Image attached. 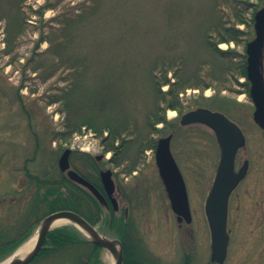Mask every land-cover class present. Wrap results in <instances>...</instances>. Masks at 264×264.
<instances>
[{
  "label": "rangeland",
  "instance_id": "1",
  "mask_svg": "<svg viewBox=\"0 0 264 264\" xmlns=\"http://www.w3.org/2000/svg\"><path fill=\"white\" fill-rule=\"evenodd\" d=\"M248 1L251 8L245 16L250 19L263 0ZM93 2L98 4L94 8ZM9 3L14 5L8 8ZM0 4L7 10L0 12L3 14L0 19L1 198L6 194L10 198L14 188L21 190L28 185L23 169L37 170L41 163V146L56 154L59 146L72 145L75 149L71 160L81 173L92 176L87 167H92L90 163H93L96 168L110 169L115 174V183L122 192L115 194L118 212L123 214L125 208H129L128 220L134 223L138 233L139 255L135 254L140 260L138 264H178L187 257L194 264L211 263L204 204L219 160L212 132L200 125L181 126L177 111L165 112L166 122L175 129L170 126L169 131L173 132L167 133L174 134L171 150L186 182L192 213L190 224L180 225L171 211L153 151L140 154L137 147L128 146L136 135L145 136L146 115L158 108L151 67L159 58L181 57L184 61L182 78L196 69L195 82L206 85L205 88L188 86L198 89L199 93L180 98L182 114L196 107L214 110L223 105L221 109L227 112L226 116L243 128L247 138L245 148L239 153L241 159L246 157L251 165L248 177L230 200L231 245L225 264H264V138L252 120L251 102L238 83L245 80L231 82V75L226 73L227 64H236L245 54L246 43L253 35L240 36L238 45L222 42L226 44L223 49L219 47L222 43H218L219 50L231 49L238 55L230 63L211 54L205 41L206 34H211L210 40L215 43L223 37L229 39L219 36L215 29L235 26L231 3L218 0H0ZM41 6L47 7L42 15ZM11 16L18 18L11 23ZM235 28L248 31L245 25ZM209 30L214 32L207 33ZM171 75L169 73L168 78ZM79 77L81 83L73 86V80ZM101 79L106 92L108 87L117 86L121 93H127L126 98L120 99L121 115L131 118V123L121 137L125 145L116 155L122 163L120 167L108 163L112 153L104 154L99 136L94 137L87 130H79L77 136L66 141L54 139V132L63 131L67 123L74 121L82 112V106L77 102L76 93L70 104L67 100L49 102L85 86L89 93L95 89L100 96L96 80ZM166 90V86L162 88V92ZM105 94L108 100L109 93ZM230 105H234L235 111ZM159 137L162 136L157 133L148 136L153 140ZM81 153L104 158L98 162L92 159L87 164L81 159ZM241 164L242 161L237 168ZM132 166L136 167L137 174H125ZM28 193L18 197L9 214L2 211L0 218L3 216L15 225L28 203ZM65 225L66 222L55 229ZM74 257V254L69 258L51 255L31 264H74ZM100 257L103 264L115 261L110 253L101 252Z\"/></svg>",
  "mask_w": 264,
  "mask_h": 264
},
{
  "label": "trees",
  "instance_id": "2",
  "mask_svg": "<svg viewBox=\"0 0 264 264\" xmlns=\"http://www.w3.org/2000/svg\"><path fill=\"white\" fill-rule=\"evenodd\" d=\"M221 1L226 4L231 3L230 5L233 7L231 10L233 14L231 16L234 21L233 25L235 26L229 28L226 26H222V28L217 26L215 29L217 34L219 33V36H228L227 38L229 39L223 37L219 42L215 43L210 40L211 34H206L205 41L207 43V50H209L211 54L218 59L230 63L236 59L238 55L231 49L221 51L217 48V45L222 42H234L238 45L240 43V36L252 35L250 29L253 19H249V16H245L246 13H249L251 3L248 0H232L230 3H228L227 0H218L219 3ZM12 3H9L7 7H12L14 5ZM93 3L94 4H91L92 8L98 5L96 2ZM46 8V6H41V15ZM6 11L7 10H5L0 4V12ZM2 16L3 14L0 13V19ZM14 18L18 17L11 16V23H13ZM239 25H245L248 31L245 32L236 29L235 27ZM212 32H214V30H209L207 33ZM183 66V58L177 57L168 60L165 58H159L151 67L150 73L158 108L146 115L147 132L144 134L145 136L141 137L139 135L137 137L136 135L135 141L128 143V146L132 145L134 148L137 147L138 153L144 154L147 150L155 149L156 140H153L152 138L149 139L148 136L156 133L165 134L166 130L171 129L170 126H172V124L169 125L165 120V112L166 110L171 109L177 111L179 114L182 113L180 93H183L188 89V86L199 88L206 87L203 83L195 82L197 79L196 69L190 76L183 79ZM225 67L221 68L224 70L227 68L226 73L231 75V78L229 79L231 82H238L240 78H246L244 55L241 56V59H239L236 64L230 63L227 64L226 68ZM169 73H172L171 78H168ZM73 81V86L81 83L80 77L75 78ZM96 81L97 88L99 87L101 90L100 96L95 93V89L93 92L89 93L85 86L84 88L75 89L72 92H66V95H60V98H54L49 102L51 104L67 100V103L70 104L71 100L75 98L74 96L78 94V98L76 99L82 106L81 113H83H78L74 121L65 125L63 131L54 132V139L59 138L62 141H66L74 131L83 126L92 129L100 136L104 132H107V137L102 139V142L105 145L104 153L109 151L112 152L110 162L115 163L116 166H120L121 162L116 158V155L125 145L124 140L121 137L131 123V118H126L121 115L122 108L120 106V99L122 97L126 98L127 93H121L120 90L117 89V86L108 87V91L106 92V90L102 88V79ZM191 81L194 82V84L190 83ZM241 85H248L247 80ZM165 86L167 87V90L162 92V88ZM74 93L76 94L73 95ZM105 93H109L108 100L106 99ZM161 103L163 106L160 105ZM221 108H223V105L219 108L216 107L215 109L222 110ZM159 124H163L165 127L161 129L156 128ZM172 129H174L173 126ZM63 150L64 149L59 146L56 154H52L41 146V163L38 165L37 170H29L28 168L23 169L28 181V185L26 186V189L29 191L28 203L24 207L21 218H18L15 225H11L7 218H4L3 216L0 218V263L14 254L21 247V245L36 230L40 221L45 216L55 211L69 210L76 212L94 226L100 225L99 230L103 234L118 238L122 241L125 254L124 264H138L140 260L137 259L138 257H136L135 254L137 253V255H139V248L137 245V233L134 226L128 221H124V218L119 216V213L114 212L111 207L106 210L100 206L90 193L69 181L66 175L59 171L57 160ZM79 158L80 157L77 159ZM81 159L88 164L93 158L87 155H81ZM34 160L35 159L33 158L32 161ZM91 164L92 169H90V171L92 176H84L93 185L102 190L98 170L93 163H90V165ZM135 170V167H131L127 173L131 174ZM11 207L12 203L9 202V204L4 205L1 212L3 211V213L6 212L5 214H9ZM101 252L102 250L98 246L88 241L74 226L65 225L48 233L44 246L38 257L46 258L51 255H61V257L69 258L70 255L73 256L74 254L76 256L74 257V259H76L74 264H103L100 257ZM84 256L86 259H83ZM189 259L190 258L187 257L184 263L194 264Z\"/></svg>",
  "mask_w": 264,
  "mask_h": 264
},
{
  "label": "water",
  "instance_id": "3",
  "mask_svg": "<svg viewBox=\"0 0 264 264\" xmlns=\"http://www.w3.org/2000/svg\"><path fill=\"white\" fill-rule=\"evenodd\" d=\"M255 38L246 46L247 79L251 84L250 95L255 105L254 121L264 131V80L261 72L264 46V2L254 16ZM182 125L202 124L209 127L216 136L220 156L215 177L205 199L204 212L210 232V260L223 264L227 258L230 237L227 231L228 205L232 192L247 173V162L235 171L237 151L245 146V137L239 127L219 112L198 108L181 117ZM170 137L158 140L155 152L156 165L165 187L172 211L178 220L191 222V211L183 176L170 150ZM70 150H66L59 159L61 172L73 182L87 189L97 201L105 206L106 200L101 193L84 178L69 167ZM101 180L114 208L117 202L112 197L115 186L109 170L101 172ZM66 221L75 225L92 243L98 245L114 258V264H123L124 255L120 241L102 236L93 226L78 214L71 211L54 212L43 219L36 231V242L29 253L13 256L5 264H28L41 250L49 231L56 221Z\"/></svg>",
  "mask_w": 264,
  "mask_h": 264
},
{
  "label": "bare ground",
  "instance_id": "4",
  "mask_svg": "<svg viewBox=\"0 0 264 264\" xmlns=\"http://www.w3.org/2000/svg\"><path fill=\"white\" fill-rule=\"evenodd\" d=\"M220 46V48L221 49H223V48H225L226 47V45L225 44H221V45H219ZM245 71L247 72V69L245 68ZM243 87L245 88L244 90H248L250 87H251V84L250 83H248V85H243ZM168 110H171V109H168ZM167 111V110H166ZM94 132V131H93ZM105 134L103 133L101 136H104ZM98 136H100L99 134H98ZM72 170H74L75 169V167H72L71 168ZM63 211H66V210H63ZM67 211H69V210H67ZM73 213H76V212H73ZM64 222H66V221H56V223L54 224V226H58V225H60V224H62V223H64ZM35 242H36V234L35 235H33L32 237H31V239H30V241H29V243L25 246V248L24 249H20L17 253H16V255L17 256H24V255H26L27 253H29L30 251H31V249L34 247V244H35Z\"/></svg>",
  "mask_w": 264,
  "mask_h": 264
},
{
  "label": "flooded vegetation",
  "instance_id": "5",
  "mask_svg": "<svg viewBox=\"0 0 264 264\" xmlns=\"http://www.w3.org/2000/svg\"><path fill=\"white\" fill-rule=\"evenodd\" d=\"M263 58H264V56H263ZM264 61V60H263ZM264 74V73H263ZM243 90L245 89L244 87L242 88ZM246 95H247V97H248V99L250 100V102H251V105H252V110L250 111L251 112V114H253V111H254V107H253V104H252V101H251V98L249 97V94L248 93H245ZM258 129L260 130V128L258 127ZM261 133H262V131H260ZM172 135V140H173V135L174 134H171ZM172 140H171V143H172ZM120 152V151H119ZM240 152V150L238 151V153H237V156H236V168H237V165L242 161V164H241V166L242 165H244V163L245 162H247V164H248V174H249V170H250V165H251V163H250V161L248 160V159H246V157H244V159H241V154L239 153ZM240 166V167H241ZM237 169H239V167L237 168ZM97 170H98V174H99V171L101 172V170L102 169H100V168H97ZM114 175V174H113ZM101 184V183H100ZM242 184V183H241ZM241 184L239 185V187L241 186ZM238 187V188H239ZM238 188H237V190H238ZM237 190L233 193V194H235L236 192H237ZM12 200H15V198H12ZM129 209V208H128ZM128 216H129V212H127V210H124L123 211V217L124 218H128Z\"/></svg>",
  "mask_w": 264,
  "mask_h": 264
}]
</instances>
